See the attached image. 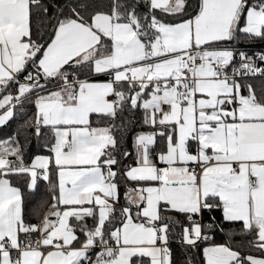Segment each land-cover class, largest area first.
<instances>
[{"label":"snow or ice","instance_id":"obj_1","mask_svg":"<svg viewBox=\"0 0 264 264\" xmlns=\"http://www.w3.org/2000/svg\"><path fill=\"white\" fill-rule=\"evenodd\" d=\"M254 41L264 0H0V264H264Z\"/></svg>","mask_w":264,"mask_h":264},{"label":"trees","instance_id":"obj_2","mask_svg":"<svg viewBox=\"0 0 264 264\" xmlns=\"http://www.w3.org/2000/svg\"><path fill=\"white\" fill-rule=\"evenodd\" d=\"M254 42H260V41H254ZM243 43H252V42H243ZM260 47H248L246 48L249 52L251 51H254L256 49H258ZM139 115V114H137ZM18 119H12L8 122L7 126H4V127H0V137H3L5 135H10L13 131V129L18 125ZM131 143H132V136H131V133H128V146L131 147ZM40 150L39 148V145L37 144L36 140L33 139L32 140V143L28 146V149H27V152L28 154H33L35 153L36 151ZM127 162H130V161H126ZM41 187H43V185H41ZM121 191H123V189H121ZM121 202L123 203V199L121 200ZM212 215H214L216 217L217 220H220L221 218V214L219 212H214L212 213ZM208 216L209 214L205 213V220L208 219ZM35 222V221H33ZM224 227L226 229L229 230V233H232L235 231V228L238 227V225L236 226H233V225H230V224H225ZM215 238L218 240V241H223L224 240V235L220 232H216L215 233ZM235 239L239 240L240 239V236L239 235H236L235 236ZM171 248L173 250V258L175 261L178 262V264H185L184 262V256H183V252L185 251L182 247V245H180L179 241L178 240H173V242L171 243ZM246 251V249H245ZM192 257H193V260L195 262V264H200V261H201V256L199 253L197 252H193L192 253Z\"/></svg>","mask_w":264,"mask_h":264},{"label":"water","instance_id":"obj_3","mask_svg":"<svg viewBox=\"0 0 264 264\" xmlns=\"http://www.w3.org/2000/svg\"><path fill=\"white\" fill-rule=\"evenodd\" d=\"M262 43L264 42H252L251 44L250 43H240L239 45H237L238 47L240 48H248V47H261L262 46Z\"/></svg>","mask_w":264,"mask_h":264}]
</instances>
